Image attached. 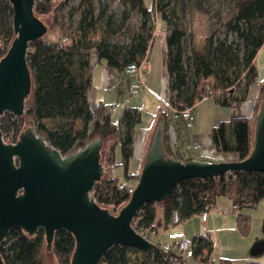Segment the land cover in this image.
<instances>
[{
    "label": "trees",
    "instance_id": "trees-1",
    "mask_svg": "<svg viewBox=\"0 0 264 264\" xmlns=\"http://www.w3.org/2000/svg\"><path fill=\"white\" fill-rule=\"evenodd\" d=\"M68 1L36 0L34 13L36 16L56 13ZM232 2L235 12L226 25L228 33L234 37L215 38L211 34L203 52L186 57L183 44L186 30L180 26L179 0H123V10L117 14L106 2L97 7L94 0H80L79 7L83 10L74 36L62 45L60 40H52L50 33L58 30L53 21L46 25L47 30L39 39L30 43L31 97L22 115L15 116L8 111L2 114L0 127L3 136L8 137L13 132L16 141L25 128L32 126L64 155L88 142L94 137L91 126L100 122L106 111L105 104L92 106L89 102L92 53L96 52L100 60L120 71L132 62L140 63L147 56L159 22L165 23L168 31L169 105L178 110L192 108L206 97L213 98L220 105L230 104L235 90L261 83L255 57L264 44V0ZM135 13L140 15V23L132 27L129 20ZM12 17L9 1L0 0V59L16 36ZM123 32L127 33V39L123 38ZM169 105L161 106L158 112L165 127L172 123ZM259 106L260 102L251 117L233 116L213 127L212 140L216 151L236 153L240 160L250 154ZM77 121L81 122L80 127L75 125ZM140 121L138 108L124 109L120 163L124 167L125 179L136 181L140 172H130L129 161L133 156L134 131ZM115 143L103 146L101 150L100 162L106 165V172L97 181L92 194L100 208L119 210L129 201L133 188L120 184L119 178L109 172L116 165ZM176 157L183 158L178 148ZM221 196L230 199L233 211L237 212V229L247 235L251 229V215L244 210L256 207L264 199V171L243 169L227 171L217 177L183 179L176 184L169 198L142 204L132 223L135 228L152 222L157 229L165 228L174 222L175 213L178 221L187 220L212 208ZM158 206L162 207V215L158 214ZM137 217L139 221L135 224ZM149 239L160 249L146 252L134 246L115 244L100 264H174L183 258L178 252L180 238H170L166 244L157 237ZM191 242V259L203 264L215 262L212 255L214 239L210 234L199 233ZM75 248L74 232L65 228L54 231L50 251L57 264H71ZM46 249V234L42 227L34 235L22 228H12L0 241V257L4 264H46L43 258Z\"/></svg>",
    "mask_w": 264,
    "mask_h": 264
},
{
    "label": "water",
    "instance_id": "water-1",
    "mask_svg": "<svg viewBox=\"0 0 264 264\" xmlns=\"http://www.w3.org/2000/svg\"><path fill=\"white\" fill-rule=\"evenodd\" d=\"M8 1L16 36L0 59V119L5 111L15 116L26 111L31 97L30 43L47 30L46 15L34 13L36 0ZM103 146L107 147V140L100 130L64 155L32 126L15 142L6 141L0 127V241L12 228L34 235L42 227L46 264H57L50 249L54 231L59 228L76 236L71 264H100L115 244L146 252L160 249L133 226L142 204L169 198L176 184L186 178L217 177L243 169L264 171V97L254 120L253 149L242 160L177 158L165 145L164 121L157 117L137 184L117 213L111 207L100 208L92 194L106 172V165L100 162ZM0 264H4L1 257Z\"/></svg>",
    "mask_w": 264,
    "mask_h": 264
},
{
    "label": "crops",
    "instance_id": "crops-1",
    "mask_svg": "<svg viewBox=\"0 0 264 264\" xmlns=\"http://www.w3.org/2000/svg\"><path fill=\"white\" fill-rule=\"evenodd\" d=\"M162 25L163 24L159 23L154 32V38L147 53V64L141 74H131L125 72V70H117L100 60L96 52H93L91 55L92 84L89 88V102L92 106L97 103L105 104L106 111L102 120L95 125H92L90 130H94L93 136L96 132L101 130L106 137L107 146L116 142V155L117 147L119 144L121 145L123 133V125L121 123L123 111L127 107L138 108L141 112V121L138 123L134 131L135 142L132 157H143L142 163L144 161L146 148L157 122V117H159V108L168 105L169 100V78L166 71V36L168 31L166 27ZM56 34L57 33L55 32L54 35H49V37L52 40L59 41L62 36L59 35L56 37ZM156 40H158L156 54L157 62L160 60L159 73L162 63V79L161 82H158L156 87L153 88L154 78L151 76V58L155 51ZM255 63L261 83H253L249 86L244 85L235 90L232 95L233 100L230 104L220 105L214 101L212 104H209L207 107L208 110L206 109L207 111L204 109L205 114H203L197 110V107L205 101H208L211 97L202 99L191 108L196 116V120L192 127H186L183 120L174 119L171 116L172 123L165 127V145L171 153L176 156V149L178 148L183 154L182 159L195 158L209 161L239 159L236 153H222L216 151L212 140V130L221 120H227L233 116L251 117L255 113L256 106L259 102L261 103L264 94V44L255 57ZM122 102L126 103L122 104ZM143 110H146L149 113L146 123L143 122ZM106 114L107 116H105ZM182 129H184V134L182 133ZM131 159L129 161V171L140 172V170H130ZM120 184L134 188L137 181L135 179H125L124 177L123 183ZM221 197L217 198L215 205L210 209L206 221L208 233L213 239L214 234L218 232L216 224L218 213H221L216 206L219 205L228 210L227 208L231 202L229 198ZM258 205L263 206L261 215L262 224L260 234L256 237L255 243L259 245L258 249L264 252V199ZM157 211L159 215H162L161 206L157 207ZM196 218L199 220L202 228L200 214L194 215L187 220L179 221L177 224L174 222L168 223V226L164 228V232L167 233V239H170L169 234L171 232L180 231L183 232L184 237L188 240L185 223H189L192 219ZM160 228H158V234L155 236L158 239H160ZM199 233L200 232L195 235ZM195 235L190 239L192 240ZM215 251L217 250H213L212 252L214 258L216 254ZM251 262L253 264H264L255 260H251Z\"/></svg>",
    "mask_w": 264,
    "mask_h": 264
},
{
    "label": "rangeland",
    "instance_id": "rangeland-1",
    "mask_svg": "<svg viewBox=\"0 0 264 264\" xmlns=\"http://www.w3.org/2000/svg\"><path fill=\"white\" fill-rule=\"evenodd\" d=\"M167 1V0H165ZM108 3L111 11L120 13L123 10V0H94L97 7L102 3ZM80 0H69L68 3L58 12H50L46 14V23L51 25L53 21L56 22L57 34L68 38L75 35L77 31V24L81 17L83 8L79 7ZM179 13L182 16L180 26L186 30L184 38L185 56H189L194 52H203L208 43V37L212 34L215 38L228 36L233 38L234 35L228 33L226 22L234 15L235 7L232 0H179ZM45 16V15H40ZM132 27H136L140 23V15L133 14L129 20ZM165 27V23L159 22ZM158 24V23H157ZM51 32L50 35H54ZM123 38L127 39V33H122ZM61 37V38H62ZM157 44L156 40L155 51L151 58V76L154 78L153 88L162 79V63L159 73L160 60L157 62ZM244 84V83H243ZM253 87V86H252ZM214 102L212 98L205 101L197 107V110L205 114L209 104ZM126 103V102H122ZM129 105V104H128ZM208 110V109H207ZM206 110V111H207ZM108 114V113H107ZM107 114L105 116H107ZM149 113L143 110V122L148 120ZM155 116V115H154ZM153 116V117H154ZM102 120V119H101ZM77 127L81 126V122L77 121ZM94 133V130H90ZM12 133V132H11ZM10 133V134H11ZM184 134V129H182ZM10 137V136H9ZM122 160L121 145L119 144L116 150L115 161L116 165L109 171L112 175L119 177L120 183L124 181V167L120 163ZM142 158L132 157L130 162V170L138 171L142 165ZM221 198H227L221 197ZM230 202V201H229ZM221 213H218L217 227L218 232L214 234V248L215 262L212 264H253L251 260L264 263V252L258 249L259 245L255 243L256 237L260 234L262 224L263 206L257 205L254 208H247L244 211L251 214V229L247 235L242 234L236 226V214L233 211L232 203L230 202L228 210L224 207L216 206ZM113 213L114 210L111 207ZM191 220V219H190ZM179 221H174L177 224ZM187 230V238L191 241V237L196 233H202V228L199 220L192 219L189 223H185ZM164 227L160 228V239L166 244L170 239H167V233L164 232ZM177 232V231H173ZM172 233V232H171ZM224 260L225 263H222ZM57 262V261H56ZM174 264H203L191 258H181Z\"/></svg>",
    "mask_w": 264,
    "mask_h": 264
},
{
    "label": "built area",
    "instance_id": "built-area-1",
    "mask_svg": "<svg viewBox=\"0 0 264 264\" xmlns=\"http://www.w3.org/2000/svg\"><path fill=\"white\" fill-rule=\"evenodd\" d=\"M69 38L67 36H63L60 39V44H64V42H66ZM147 64V56H145L140 63H136V62H132L130 64H128L125 67V72L127 73H131V74H141L143 73V70L145 68ZM169 105V103H168ZM170 106V105H169ZM170 112H171V116L174 119H181L184 121L186 127H192V125L194 124L195 120H196V116L195 114L192 112L190 107H185L183 109H176L172 106H170ZM10 136V137H9ZM8 137H4V139L6 141L10 140L11 142H15L13 140V132L9 135ZM211 209V208H210ZM210 209L207 211H204L201 215V219H202V231L205 235H208V228L206 226V221L208 219L209 216V212ZM139 221V217L136 218L135 220V224H137ZM174 221H178V216L175 213V217H174ZM136 230L144 235L147 238H152L155 237L158 234V229L156 227L155 222H152L151 224H149L148 226H143V225H139L138 228H136ZM170 238H174V237H178L180 238L179 241V245H178V252L179 255L183 258H192L193 256V251H192V242L187 240L184 237L183 232L180 233H176V232H172L169 234Z\"/></svg>",
    "mask_w": 264,
    "mask_h": 264
},
{
    "label": "bare ground",
    "instance_id": "bare-ground-1",
    "mask_svg": "<svg viewBox=\"0 0 264 264\" xmlns=\"http://www.w3.org/2000/svg\"><path fill=\"white\" fill-rule=\"evenodd\" d=\"M176 233H180V231H177Z\"/></svg>",
    "mask_w": 264,
    "mask_h": 264
}]
</instances>
